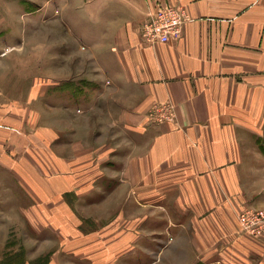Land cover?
<instances>
[{
  "label": "crops",
  "instance_id": "1",
  "mask_svg": "<svg viewBox=\"0 0 264 264\" xmlns=\"http://www.w3.org/2000/svg\"><path fill=\"white\" fill-rule=\"evenodd\" d=\"M159 2L184 7L189 19L171 41L152 45L141 31ZM81 4L74 24L97 66L77 99L90 101L83 111L106 109L125 141L122 149L115 142L103 151L76 148L75 159H62L59 193L74 191L81 203L90 191L110 197L124 186L123 202L139 206L134 214L120 209L108 230L90 232L91 243L66 247L87 257L63 253L51 264H264V240L239 235L235 211L264 206V0ZM155 103L173 105L172 118L152 122ZM80 223L62 205V234L83 235ZM105 232L114 236L101 240Z\"/></svg>",
  "mask_w": 264,
  "mask_h": 264
},
{
  "label": "rangeland",
  "instance_id": "2",
  "mask_svg": "<svg viewBox=\"0 0 264 264\" xmlns=\"http://www.w3.org/2000/svg\"><path fill=\"white\" fill-rule=\"evenodd\" d=\"M66 1L0 0V129L7 135L0 140V264L57 263L63 253L83 259L87 252H71L66 247L91 243L90 232L108 230L106 226L122 208L138 212L137 201L123 202L128 192L124 186L110 197L109 192L103 195L104 189L92 195L94 190L90 191L81 203L75 201L74 191L59 193L65 173L62 159L76 157V148L83 152L81 148L99 146L103 151L115 142L122 149L125 141L121 129L114 132L106 109L83 111L90 101L77 99V93L85 90L81 88L89 87L90 72L97 64L90 56V41L84 40L82 28L74 24L84 0ZM121 151L116 158L123 160ZM52 186L56 189L49 194ZM65 204L79 216L83 235L62 234ZM155 207L153 203L147 209L154 212ZM244 208L264 211V206L256 205L235 210L239 235L264 240V235L257 238L242 230L239 214ZM98 236L108 240L114 235ZM147 255L153 260L158 257L153 251Z\"/></svg>",
  "mask_w": 264,
  "mask_h": 264
},
{
  "label": "built area",
  "instance_id": "3",
  "mask_svg": "<svg viewBox=\"0 0 264 264\" xmlns=\"http://www.w3.org/2000/svg\"><path fill=\"white\" fill-rule=\"evenodd\" d=\"M151 15L141 33L144 41L152 45L171 41L189 19L184 7L164 2H159ZM173 108L171 104L155 103L150 109L149 118L154 123L165 122L172 118ZM239 221L247 234L257 238L264 235V211L244 208L239 214Z\"/></svg>",
  "mask_w": 264,
  "mask_h": 264
}]
</instances>
